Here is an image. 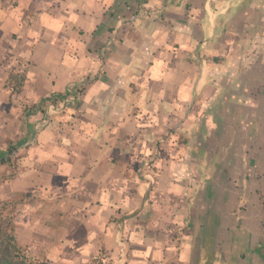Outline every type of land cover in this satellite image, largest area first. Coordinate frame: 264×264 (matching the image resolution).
<instances>
[{
  "label": "crops",
  "instance_id": "crops-1",
  "mask_svg": "<svg viewBox=\"0 0 264 264\" xmlns=\"http://www.w3.org/2000/svg\"><path fill=\"white\" fill-rule=\"evenodd\" d=\"M9 144L46 253L264 264V0H0Z\"/></svg>",
  "mask_w": 264,
  "mask_h": 264
},
{
  "label": "rangeland",
  "instance_id": "rangeland-1",
  "mask_svg": "<svg viewBox=\"0 0 264 264\" xmlns=\"http://www.w3.org/2000/svg\"><path fill=\"white\" fill-rule=\"evenodd\" d=\"M7 149H11L7 154L0 150V209L3 217H9L14 222L13 236L23 249V253L43 264H114L112 253H72L70 249H59L56 253H46V246L50 248L58 243L30 239L32 236L28 232L29 223L24 219L33 218L34 211L43 215L44 203L42 202L51 203L52 200L29 190L18 192L23 185V182L16 177L19 168L18 159L21 154L14 153V146L10 144ZM15 183L16 186H14ZM39 206H41V211H38ZM33 237L36 238V236Z\"/></svg>",
  "mask_w": 264,
  "mask_h": 264
},
{
  "label": "trees",
  "instance_id": "trees-1",
  "mask_svg": "<svg viewBox=\"0 0 264 264\" xmlns=\"http://www.w3.org/2000/svg\"><path fill=\"white\" fill-rule=\"evenodd\" d=\"M14 227L12 219L3 217L0 209V264H43L23 253L13 236Z\"/></svg>",
  "mask_w": 264,
  "mask_h": 264
},
{
  "label": "built area",
  "instance_id": "built-area-1",
  "mask_svg": "<svg viewBox=\"0 0 264 264\" xmlns=\"http://www.w3.org/2000/svg\"><path fill=\"white\" fill-rule=\"evenodd\" d=\"M140 15H145V10L141 11ZM86 80L76 83L73 89L68 90V93L63 98L59 99L47 107L43 117L34 124V133H37L52 124L53 116L62 113L68 107L74 105L81 97Z\"/></svg>",
  "mask_w": 264,
  "mask_h": 264
}]
</instances>
